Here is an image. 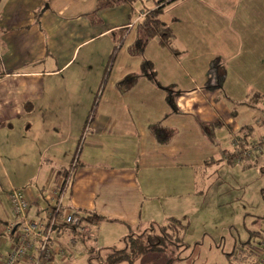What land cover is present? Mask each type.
<instances>
[{"label": "crops", "instance_id": "obj_1", "mask_svg": "<svg viewBox=\"0 0 264 264\" xmlns=\"http://www.w3.org/2000/svg\"><path fill=\"white\" fill-rule=\"evenodd\" d=\"M104 1L0 0V260L21 228L13 190L30 201V218L46 222L74 167L58 221L67 211L94 212L103 216L96 224L133 233L156 223L154 200L196 193L197 167L233 151L244 126L255 142V126L264 123V57L254 42L258 34L264 42V23L250 20L244 0L168 5L158 17L173 42L155 36L142 53L133 46L157 0ZM144 59L158 84L143 75L121 92L118 82L140 73ZM214 60L224 71L219 83ZM82 95L92 98L83 103ZM202 124L215 125L211 137ZM157 126L171 139L160 143ZM83 225L94 231L95 224ZM81 236L73 227L53 233L67 253L87 244Z\"/></svg>", "mask_w": 264, "mask_h": 264}, {"label": "rangeland", "instance_id": "obj_2", "mask_svg": "<svg viewBox=\"0 0 264 264\" xmlns=\"http://www.w3.org/2000/svg\"><path fill=\"white\" fill-rule=\"evenodd\" d=\"M244 4V12L247 10L252 16L250 20L258 26L263 25L264 0H244ZM258 36L254 42L260 45L258 56L263 58L264 42L262 36ZM252 57L255 58L254 54ZM57 80L58 77L52 79V83ZM101 82H98V100L106 83L105 80ZM80 98L85 103L92 97L82 95ZM262 109L264 113V108ZM244 120L245 116L242 115L236 124H241ZM262 122L255 126L252 138L256 142L264 140ZM233 146L235 147L231 145L229 149ZM249 148L244 157L229 161L227 158L230 154H222L221 159L216 162L199 165L195 174L196 193H182L154 200L156 224L163 223L166 216L172 215L182 220L187 225L182 241L189 244V247L181 251L180 248L170 246L174 252L169 257L160 254L140 255L133 264H260L264 258V142L261 149ZM72 164L75 165L76 161ZM67 176L68 174L65 177ZM107 223L109 224L103 222L89 226L94 229L93 231L91 228L92 233L96 236L99 234L98 237L94 238V234L81 236L79 240H86L87 244L81 247L79 244L75 245L73 253L69 251L67 255H58L55 262L105 264L112 248L120 250L127 246L123 236L130 234L123 226ZM146 229H150V225H142L132 232L140 234ZM72 240L74 238L71 242ZM248 240L250 241L247 242ZM118 264L131 263L123 261Z\"/></svg>", "mask_w": 264, "mask_h": 264}, {"label": "trees", "instance_id": "obj_3", "mask_svg": "<svg viewBox=\"0 0 264 264\" xmlns=\"http://www.w3.org/2000/svg\"><path fill=\"white\" fill-rule=\"evenodd\" d=\"M121 1L122 0H105L104 2H102L100 6L114 5V4H118ZM178 1L180 0L156 1L157 8L152 10L150 13V17L144 19L140 25L141 36L137 39L135 45L133 46L132 51L134 53L135 52L142 53V49L145 47L146 43L155 36L161 37L162 44L169 45L173 42L172 41L173 34L165 26L164 22L158 17V15L168 5ZM112 56H115V51L113 52ZM219 66H220V62L218 60L212 61L211 63L212 69L218 68L216 69V73H215V82L218 83L222 81L224 76V71L223 69H220ZM143 75L147 76L148 79L151 80L153 83L158 84L156 71L153 67V63L147 59H144L140 67V73H132L126 76L124 79L118 82V88L120 89L121 92H126L128 90H131L137 83L139 77ZM254 94H258V93H254ZM260 97H262V95L259 94V98ZM251 100H253L252 97ZM249 101L250 99L248 101H245V103H248ZM93 117H94V109L90 117H88L86 123L88 124L89 122H91ZM214 127L215 125L202 124V128L204 132H206V134L209 137L212 136ZM251 129L252 127L244 126L241 132L244 131L245 133L246 131ZM153 131L155 137L160 143L167 142L168 140L171 139L173 135L172 131L166 128H162L160 126L154 127ZM244 133H242V135L240 134L239 137L236 139V141H234L235 149L229 153L227 152V154H230L228 156L229 161L236 157H244L247 154L248 149H250L249 147L251 148L255 147L261 149L260 146H262L264 140L258 142L255 141L251 143L250 137L245 135ZM236 147H238V150H236ZM67 174L68 172H65L64 178ZM73 176H74V167L70 175L68 174L67 176V178L70 179L69 185L73 181ZM74 213L81 216L82 223L87 222L88 224H96L103 217L102 215L94 212L89 213L88 215L83 212H74ZM186 228L187 225L186 223L182 222V220L176 217H170L167 219L165 223H157V224L153 223L152 225H150V229H146L140 234L130 233L128 236H126L127 246L120 250L112 248V251H110L107 255V260L105 264H118L123 261H129L131 264H133L136 258L144 254H160V255H167L169 257V255L171 256L174 252V249L170 248V246L180 248L181 251H183L189 247V244L182 241V238L184 236V231L186 230ZM250 240H248L247 242H249Z\"/></svg>", "mask_w": 264, "mask_h": 264}, {"label": "built area", "instance_id": "obj_4", "mask_svg": "<svg viewBox=\"0 0 264 264\" xmlns=\"http://www.w3.org/2000/svg\"><path fill=\"white\" fill-rule=\"evenodd\" d=\"M144 14V13H142ZM64 186L58 188V205L51 210L46 222L34 220L29 217L30 201L22 191L13 190L10 194L15 214L21 219L20 229L14 232V244L0 264H50L55 253L68 254L53 237L54 232H63L71 227L76 228L79 234L89 233L83 225L81 216L74 212H66L60 218L61 198L69 186V178H65ZM264 264V260L260 262Z\"/></svg>", "mask_w": 264, "mask_h": 264}]
</instances>
